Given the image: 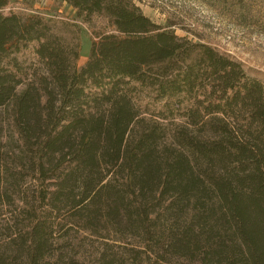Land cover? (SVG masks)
<instances>
[{
	"label": "trees",
	"instance_id": "1",
	"mask_svg": "<svg viewBox=\"0 0 264 264\" xmlns=\"http://www.w3.org/2000/svg\"><path fill=\"white\" fill-rule=\"evenodd\" d=\"M10 1L0 231L14 252L0 246V264H264V76L135 0H62L74 22L4 15ZM93 17L112 32L78 69ZM69 231L98 250L62 254Z\"/></svg>",
	"mask_w": 264,
	"mask_h": 264
},
{
	"label": "rangeland",
	"instance_id": "2",
	"mask_svg": "<svg viewBox=\"0 0 264 264\" xmlns=\"http://www.w3.org/2000/svg\"><path fill=\"white\" fill-rule=\"evenodd\" d=\"M135 2L151 22L165 26L177 38L204 43L220 52L230 54L245 67L264 76V0H135ZM10 12L40 13L47 17L62 16L63 19L74 22L71 20L74 11L62 0H11L2 10L4 15ZM79 25L81 38L78 69L87 59L90 44L98 42L100 35L112 32L108 22L99 17H93L89 24ZM2 234L4 233L0 231L1 253L12 254L14 247L6 246ZM68 234L70 236L68 243L56 245L63 247L62 254L70 248V254L77 259L80 255L90 256L99 248L96 242H90L94 238L90 239L86 232L69 231ZM82 239L86 241L81 243ZM173 264L184 262L176 260Z\"/></svg>",
	"mask_w": 264,
	"mask_h": 264
}]
</instances>
